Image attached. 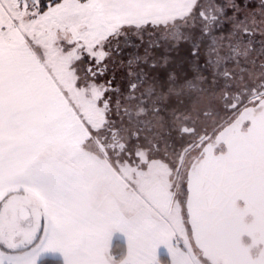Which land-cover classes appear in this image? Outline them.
I'll use <instances>...</instances> for the list:
<instances>
[{
	"label": "snow or ice",
	"instance_id": "6c2138e0",
	"mask_svg": "<svg viewBox=\"0 0 264 264\" xmlns=\"http://www.w3.org/2000/svg\"><path fill=\"white\" fill-rule=\"evenodd\" d=\"M248 222L264 0H0V264H251Z\"/></svg>",
	"mask_w": 264,
	"mask_h": 264
},
{
	"label": "water",
	"instance_id": "95a60500",
	"mask_svg": "<svg viewBox=\"0 0 264 264\" xmlns=\"http://www.w3.org/2000/svg\"><path fill=\"white\" fill-rule=\"evenodd\" d=\"M242 235L236 241L226 255L231 256L233 260H238L242 255L247 256L251 260V264H264V225H255L254 222H248L240 229ZM251 232V235L248 233ZM243 238H247L248 242H244ZM261 245L257 254H253V248Z\"/></svg>",
	"mask_w": 264,
	"mask_h": 264
},
{
	"label": "rangeland",
	"instance_id": "374dc122",
	"mask_svg": "<svg viewBox=\"0 0 264 264\" xmlns=\"http://www.w3.org/2000/svg\"><path fill=\"white\" fill-rule=\"evenodd\" d=\"M53 68H55V64H53ZM43 87L42 89H43V91H44V94H40V95H38V94H36V95H38L41 99H40V103L42 102V105H39L40 107H43V105L45 104V103H47V101L48 100H50L51 98H52V96H53V91H52V89L51 88H49L46 84H40V83H37L35 86H34V89H33V91H34V93H35V89H36V87ZM43 98V99H42ZM42 100V101H41Z\"/></svg>",
	"mask_w": 264,
	"mask_h": 264
},
{
	"label": "crops",
	"instance_id": "0c3cea01",
	"mask_svg": "<svg viewBox=\"0 0 264 264\" xmlns=\"http://www.w3.org/2000/svg\"><path fill=\"white\" fill-rule=\"evenodd\" d=\"M43 87H36V89H35V94H38V95H42V94H44V91H43V89H42ZM43 99V98H42ZM42 101V100H41ZM39 105H42V102L39 104ZM55 261H58V262H60V264H62V260L61 259H59V258H57V259H55Z\"/></svg>",
	"mask_w": 264,
	"mask_h": 264
},
{
	"label": "flooded vegetation",
	"instance_id": "af4514ba",
	"mask_svg": "<svg viewBox=\"0 0 264 264\" xmlns=\"http://www.w3.org/2000/svg\"><path fill=\"white\" fill-rule=\"evenodd\" d=\"M243 241H244V242H248V239H247V238H243ZM260 247H261V245H259V246L255 247V248H253V250H252L253 254H257L258 251L260 250Z\"/></svg>",
	"mask_w": 264,
	"mask_h": 264
},
{
	"label": "trees",
	"instance_id": "16d2710c",
	"mask_svg": "<svg viewBox=\"0 0 264 264\" xmlns=\"http://www.w3.org/2000/svg\"><path fill=\"white\" fill-rule=\"evenodd\" d=\"M50 264H60V262L53 260L50 262Z\"/></svg>",
	"mask_w": 264,
	"mask_h": 264
}]
</instances>
